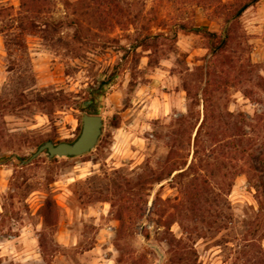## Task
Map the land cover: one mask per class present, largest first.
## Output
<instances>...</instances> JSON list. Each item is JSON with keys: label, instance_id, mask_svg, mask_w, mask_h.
Segmentation results:
<instances>
[{"label": "rangeland", "instance_id": "374dc122", "mask_svg": "<svg viewBox=\"0 0 264 264\" xmlns=\"http://www.w3.org/2000/svg\"><path fill=\"white\" fill-rule=\"evenodd\" d=\"M262 200L264 0H0V264H264Z\"/></svg>", "mask_w": 264, "mask_h": 264}, {"label": "water", "instance_id": "95a60500", "mask_svg": "<svg viewBox=\"0 0 264 264\" xmlns=\"http://www.w3.org/2000/svg\"><path fill=\"white\" fill-rule=\"evenodd\" d=\"M102 126L101 116L83 113L80 117L79 134L73 141L58 143L45 141L36 148L35 152L26 161L19 160L22 164H27L41 154H44L48 160L84 156L96 147L102 134Z\"/></svg>", "mask_w": 264, "mask_h": 264}, {"label": "trees", "instance_id": "16d2710c", "mask_svg": "<svg viewBox=\"0 0 264 264\" xmlns=\"http://www.w3.org/2000/svg\"><path fill=\"white\" fill-rule=\"evenodd\" d=\"M106 1H108V0H106ZM255 2L256 1H258V0H254ZM239 12V9L234 13V16L236 15V14H239L238 13ZM25 18V20L27 21V23H29V26L30 27H33V20H32V18L31 17H24ZM22 22V21H21ZM18 25H19V28L21 27V24H20V22L18 23ZM162 35H155V36H150V35H145V36H143L142 37V39H141V41H140V46H142V45H144L145 43H147L148 41H156L159 37H161ZM86 114H89V115H97V112H96V110H94V109H86L85 111H84ZM261 205H264V201L262 200V202H261ZM47 207H50V204L49 203H47Z\"/></svg>", "mask_w": 264, "mask_h": 264}, {"label": "crops", "instance_id": "0c3cea01", "mask_svg": "<svg viewBox=\"0 0 264 264\" xmlns=\"http://www.w3.org/2000/svg\"><path fill=\"white\" fill-rule=\"evenodd\" d=\"M25 230L27 231L26 233L28 234L30 229L29 230L25 229ZM15 239L21 240V236L15 237ZM26 251H28V249Z\"/></svg>", "mask_w": 264, "mask_h": 264}]
</instances>
